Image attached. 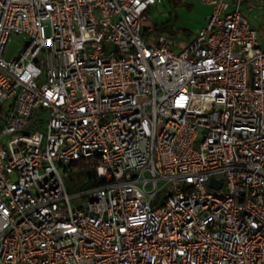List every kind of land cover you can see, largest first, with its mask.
<instances>
[{
    "label": "built area",
    "instance_id": "built-area-1",
    "mask_svg": "<svg viewBox=\"0 0 264 264\" xmlns=\"http://www.w3.org/2000/svg\"><path fill=\"white\" fill-rule=\"evenodd\" d=\"M199 1L176 51L143 34L164 0H0V264H264V0Z\"/></svg>",
    "mask_w": 264,
    "mask_h": 264
},
{
    "label": "rangeland",
    "instance_id": "rangeland-1",
    "mask_svg": "<svg viewBox=\"0 0 264 264\" xmlns=\"http://www.w3.org/2000/svg\"><path fill=\"white\" fill-rule=\"evenodd\" d=\"M242 2V9H243ZM157 11L153 7L149 13V22L144 25L143 34L146 40H156L163 34L174 42L175 50H180L185 44L194 38L197 30L204 24V18L210 12V7L200 3L199 0H164L157 5ZM246 14L254 20V27L257 29L260 44L264 46V14L255 11ZM256 16V18L254 17ZM150 30H147L148 27ZM25 36L23 34L12 33L4 48L3 57L11 59L17 56L24 47ZM42 122H37L31 130L43 131L47 118V111H38ZM83 165V164H82ZM69 164L62 170L65 186L69 195H73L71 201L76 206H83L84 199L80 195L92 186L86 175V166ZM92 168V166H88ZM222 188L219 193H223ZM166 191H162L156 196L151 206H158L165 201Z\"/></svg>",
    "mask_w": 264,
    "mask_h": 264
},
{
    "label": "crops",
    "instance_id": "crops-1",
    "mask_svg": "<svg viewBox=\"0 0 264 264\" xmlns=\"http://www.w3.org/2000/svg\"><path fill=\"white\" fill-rule=\"evenodd\" d=\"M254 4H255V6L249 7V6L254 5ZM243 5H244L243 6V12L247 16L250 24L254 27V20L253 21L251 20V18L246 14V11L250 12V13L255 11V12L259 13V14H264V3L258 4L256 2L252 3L250 1H244ZM151 9H150V11H151ZM156 9H157V5L153 7V10L157 11ZM254 17L256 18V16H254Z\"/></svg>",
    "mask_w": 264,
    "mask_h": 264
},
{
    "label": "trees",
    "instance_id": "trees-1",
    "mask_svg": "<svg viewBox=\"0 0 264 264\" xmlns=\"http://www.w3.org/2000/svg\"><path fill=\"white\" fill-rule=\"evenodd\" d=\"M72 164H77V165H82L83 164L82 166H86L87 167L86 175H87L88 180H90L92 183L96 182V176H95V173H94V169L93 168H88L89 164L78 163V162H75V163H72Z\"/></svg>",
    "mask_w": 264,
    "mask_h": 264
},
{
    "label": "water",
    "instance_id": "water-1",
    "mask_svg": "<svg viewBox=\"0 0 264 264\" xmlns=\"http://www.w3.org/2000/svg\"><path fill=\"white\" fill-rule=\"evenodd\" d=\"M209 187H216L219 188L221 186L220 181H215L213 178H211L208 182Z\"/></svg>",
    "mask_w": 264,
    "mask_h": 264
}]
</instances>
